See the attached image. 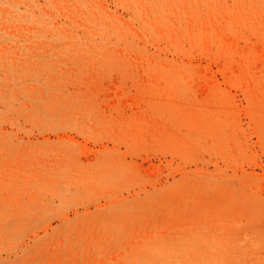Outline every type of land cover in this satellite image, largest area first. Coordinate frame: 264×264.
I'll list each match as a JSON object with an SVG mask.
<instances>
[{"label":"rangeland","instance_id":"obj_1","mask_svg":"<svg viewBox=\"0 0 264 264\" xmlns=\"http://www.w3.org/2000/svg\"><path fill=\"white\" fill-rule=\"evenodd\" d=\"M0 264H264V0H0Z\"/></svg>","mask_w":264,"mask_h":264}]
</instances>
